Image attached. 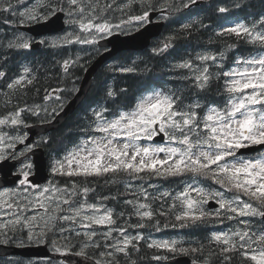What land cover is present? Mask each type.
Wrapping results in <instances>:
<instances>
[{
  "label": "snow or ice",
  "instance_id": "snow-or-ice-1",
  "mask_svg": "<svg viewBox=\"0 0 264 264\" xmlns=\"http://www.w3.org/2000/svg\"><path fill=\"white\" fill-rule=\"evenodd\" d=\"M113 3L115 0L101 7L99 0H89L88 3L68 0L67 23L78 25L89 34L88 37L65 33L47 39L43 35L36 38L19 31L18 34L14 32L2 47L13 51L30 50L34 44L50 48L73 42L94 45L117 32L128 34L130 25L139 31L152 23L151 15L156 8L151 0H139V14L129 15L116 24L96 14L98 9H111ZM196 3L197 0H179L174 6L170 4L169 11L161 9V19L168 20L171 13H178ZM17 5L24 6L25 0H16L15 4L4 0L0 4V13L8 14L3 22L17 30L22 25L47 22L57 11L65 10L59 0H49L46 5L39 6L41 10L24 6L21 11ZM134 5H137V0H126L117 10H131ZM240 6L239 3L233 5L236 8ZM216 10L227 13L230 8L218 6ZM200 26L209 27L202 23ZM181 28L190 32L193 25L182 24ZM215 35L229 36L236 42L227 44L220 51H201L192 58L185 57L173 64L174 70L183 72L180 88L141 93L131 106L117 107L115 111L106 104H98L91 109L94 127L90 131L102 135H89L63 157L53 158L50 166L53 175L70 178L109 176L106 183L111 184L118 183L117 177L121 174L127 177L123 193L96 196L95 202H88L89 194L95 193V189L79 185L75 179L63 186L53 182L41 186L30 179L36 166L31 159L33 149L40 144H48L51 138L25 143L27 134L18 131L19 126L25 123L21 114L31 112L39 116L43 111L47 116L42 122L54 121L64 110V101L59 93L66 89H51L46 94L44 99L56 101L54 106H50V112L49 108L40 105L24 104L21 107L17 97L13 109L0 117V126L15 130L13 134L0 130V162L12 160L19 164L17 179L20 189L24 193L29 188L34 189L35 196L31 200L25 196L17 202L11 197L20 189L0 191V204L12 210L0 213L2 217L12 216V219L0 222V243L18 241L23 246L25 240L20 234L25 228L28 229L27 242H45L48 231L57 230L83 238L79 245L68 243L63 248L55 247L58 253L63 251L68 257L78 255L87 258L89 249H95L99 259L93 257L91 264H120V257L126 258V264H135L131 256L139 251V242L146 239L143 230L151 226L160 231L161 224L156 217L167 215L162 210H154L153 203L167 198L171 201L168 209L174 213L175 222L165 223L164 228L196 230L226 221L232 223L233 226L226 231H210L208 244L217 250L210 251L203 264H210L212 256L219 264H234V261L264 264V13L251 21L221 26ZM175 39V36L167 37L160 46L152 49L153 53H167L174 47ZM241 46H250L253 51L240 54L237 50ZM229 51L236 52V55L231 65L226 67ZM9 59L7 52H0V81L4 82V87L9 92L19 93L26 91L28 86H34L38 80L37 70L29 65H18L22 71L9 76ZM81 59L80 56L64 59V73H69L73 65L82 66ZM113 71L134 73L137 69L117 65ZM214 86H218L215 95L224 97L222 106L213 98ZM126 92L127 89L107 87L105 97L111 98L115 104ZM4 95L7 97L8 93ZM11 102L8 98L5 107ZM156 137L166 142L154 143ZM17 144H23V147L12 151ZM254 146L259 147L254 155H238L241 150ZM153 178L179 180L182 190L173 195L169 190L159 192L158 185L150 182L147 187L143 183L134 185L131 182L151 181ZM204 181H211L218 187H205ZM149 188L158 194L153 195ZM122 196L132 198L123 199L124 207L119 212L107 206L108 201H118ZM210 202L217 207L209 209ZM29 207L44 211L41 216L44 225L38 233L33 232L37 215L27 217L23 214ZM128 208L131 212L127 211ZM132 216L138 218L135 224L130 223ZM121 219L124 223L117 225V220ZM58 224L61 226L57 227ZM94 226H107V231H98ZM129 227L136 230L134 235L129 233ZM148 239V248L164 250L173 257L202 255L205 249L203 242L192 246L191 242L177 238ZM65 240H68L67 236ZM75 247L79 251L74 252ZM153 258L161 261L168 260L169 256ZM48 264H51L50 260Z\"/></svg>",
  "mask_w": 264,
  "mask_h": 264
},
{
  "label": "trees",
  "instance_id": "trees-1",
  "mask_svg": "<svg viewBox=\"0 0 264 264\" xmlns=\"http://www.w3.org/2000/svg\"><path fill=\"white\" fill-rule=\"evenodd\" d=\"M244 0H240L239 4L244 3ZM246 8L257 10L258 8L264 13V0H247L246 1ZM235 14V13H233ZM232 14V15H233ZM232 15H228L224 18H218L216 22L209 17V13L207 11L206 17H203L199 20L198 25H193V28L190 32L184 31L182 28L171 27L169 25L168 30L166 33L163 34V38L166 36H175L176 39L173 41L174 47L171 48L167 53L164 54H155L150 50L143 51L142 54L143 59L145 58L148 60V63H145L144 60L137 63L138 66H134L137 71L134 73H120L114 72L113 68H115L118 64L117 63H110L108 65H103L102 68L96 73L93 85L90 89L89 94L87 95L85 101L81 104V106L67 119V121L60 126L55 131L50 132L48 135L42 138H51L48 144H43L45 147L47 154L50 158L57 157L61 158L70 151L74 145L79 144L81 141L88 139L89 135H94L96 132L90 131L92 127V107L95 104H106L107 107L112 108L113 111L116 110L117 107H127L131 106L134 102V99L137 98L141 93L149 92L153 89H164L167 91L168 89H177L182 87L180 82V77L183 75V72L180 70H174L172 65L179 62L181 59L187 57L192 58L196 55V52L205 49L211 51H220L225 48L227 44L235 43V39L229 36L219 37L215 35L216 32L220 30L221 26H225L228 23L233 22ZM175 20V19H174ZM172 20V22L174 21ZM201 23L203 25L209 27H201ZM15 28V27H14ZM167 28V27H166ZM14 32H18L15 28ZM12 38V34H7L3 39V42L0 44L2 46L3 43H6L8 39ZM163 43V42H162ZM161 43V44H162ZM161 44H158L160 46ZM67 45V44H62ZM47 48H42L41 50H37L34 52L28 53H36L42 54ZM1 52L5 50V48L1 47ZM33 51V50H31ZM141 51V50H140ZM239 53L246 51V53H250L253 49L250 46H241L238 50ZM24 52V51H23ZM27 53V51H26ZM124 55L121 57L123 59V64L136 60V55H129L123 52ZM129 53V52H128ZM229 58L228 61L232 63L234 59V55L236 52L229 51ZM9 55V54H8ZM10 57V55H9ZM21 58V59H20ZM22 60L23 57H19L13 62L18 63V61ZM141 59V57H140ZM43 65L41 70L42 76L38 77V80L35 82L34 86H28L29 90L27 94L23 97H19V106H24V104H31L35 101H44L45 95L49 92V90L54 88H63L66 91L61 93V97L63 98L64 105L73 98L76 91L77 85H80L81 80L84 76L83 68H73L70 69L68 77L65 78V74L62 70V66L60 63L52 64L48 61H43L40 63ZM123 64H121L123 66ZM231 64H226L225 66L228 67ZM11 67V66H10ZM15 68L12 66L10 69ZM81 70V71H80ZM11 76V75H9ZM69 82L67 85L65 83ZM3 81H0V86ZM222 83V80L221 82ZM107 87L115 88V89H127L125 95L121 96L118 100L115 101V104L111 101V98L105 97V89ZM218 86L213 87V98L215 102L222 106L224 102L223 96H216L215 93L217 91ZM8 96L4 98V104H6V100L11 98V104L5 107L4 112H8L13 109V106L17 104V97H11L13 92H7ZM189 95L188 93H185ZM54 99L51 100V103ZM56 103V102H55ZM203 114V113H202ZM59 177V183L61 185L65 184V178L67 176H57ZM75 179H78L75 178ZM158 180L153 178L151 181ZM166 184L170 187H181L182 184L179 180H168L165 181ZM117 186L108 188L107 185H101L99 183V191L108 192L109 190L111 195L117 194V192L112 191L116 190ZM108 195V194H105ZM154 195H157L155 193ZM123 197V196H122ZM116 204V202H114ZM171 201L167 198L164 200L156 201L153 203L154 210H162L167 213L164 218V222L171 224L174 223V213L169 211L168 204ZM118 204V203H117ZM160 219V216H157ZM152 230H155L151 227ZM167 229V228H166ZM172 230V231H170ZM179 228H172L168 227L167 234L173 235L178 231ZM187 233L190 235L188 238L191 240L192 246H197L199 242H203L205 244V249L203 253H208L210 251H216L217 249L215 246H210L207 241V237L210 234V227L208 229H186ZM192 235V236H191ZM152 252V251H151ZM155 253L164 252V250H157L154 249ZM144 255V256H143ZM87 259H92V255L88 254ZM159 264L157 261L150 259L147 253L142 252L141 254L137 255V260L135 264ZM21 264H24L22 261ZM29 264V262H27ZM234 264H239L238 261H234Z\"/></svg>",
  "mask_w": 264,
  "mask_h": 264
},
{
  "label": "flooded vegetation",
  "instance_id": "flooded-vegetation-1",
  "mask_svg": "<svg viewBox=\"0 0 264 264\" xmlns=\"http://www.w3.org/2000/svg\"><path fill=\"white\" fill-rule=\"evenodd\" d=\"M239 1L240 0H197L196 4L190 5L188 8H185V9H183L182 11H180L178 13L177 12H173V13L170 14L168 20H163V19H161V9L163 8V10L165 12H167V11H169V5L172 4L174 6L176 3H179V0H151L152 4L155 6L156 10L152 12V15H151L152 23H150V24L159 23L161 21L165 22L167 26L165 25V27H164V33H166L167 30H168L169 25H171L172 23L173 24H172L171 27H177L178 26V27L181 28V25L183 23H189V22H192V23L195 24V26H197L199 20L201 18H203V17H206L207 11L209 13L210 20L213 19L215 22H216V20L218 18H224V17H226L228 15H232L233 13H235V14H233V15H235V17H243L246 14L245 10H246V3H247L246 1L247 0H244L245 2L240 4L241 6L239 8L233 7V5L239 3ZM84 2L88 3L89 0H84ZM92 2H95V0H92ZM125 2H126V0H115V3L112 4V8L111 9H107L106 11H101L100 9H98L96 14L101 16L103 19H108L113 24L119 23V21L121 19H125L126 20L129 15L139 14V11L141 10L140 7L138 6L139 5V0H137V5H134L131 10H129L127 8H125L123 11L117 10L118 6L119 5H123ZM32 3L33 2L30 0V4H32ZM106 3H112V0H99V4H100L101 7L103 5H105ZM60 5H61V7H63L65 9L63 12L65 13V18H66V22H67V20L69 19V17H68V11H69L68 0H63ZM218 6L229 7L230 11L227 12V13H219L216 10ZM214 12H215V14H214ZM172 20H174V21L172 22ZM148 25H146V26H148ZM71 26H72L71 24L67 23V31H66V33H71ZM145 27H143V28H145ZM143 28H140L139 31L141 29H143ZM129 29H130L129 33L133 32V31H136L135 29H132L131 25L129 26ZM18 33H19V31L17 32V34ZM116 34H120V35H123V36L128 35V34H122L120 32H117ZM62 35H64V34H62ZM88 35L89 34L83 36L82 38L88 37ZM162 35H160L159 37L152 38L150 46L148 48H146L145 50H143V51H147V50L151 49V47L153 46L154 43L156 45H158V44H161L162 42H164L165 39H166V36L163 38ZM53 37H55V36H47V39H52ZM107 37H109V36H107ZM101 41L102 40H100L97 44H94V45L93 44H80V43H77V42H73V43H71V46H74L75 48L70 47L67 50V53H64L65 51H62L63 48H60V47L50 48V47L45 46L47 49L42 53V55L43 54L44 55L47 54V59L46 60H51V59H54L55 56H57L58 54L62 53L61 54V60L63 61L64 59H69L68 55H69V53L72 52L71 53V59H75L77 56H80V57H82V59L80 60V65L86 66L94 58L98 57L100 53L105 52V49H108V50L110 49L109 47L102 46L100 44ZM31 50H32V48L30 50H25V51H27V53L23 52L24 50H19V49L16 50L17 51L16 52L17 56L18 57H23V59L21 60V62L23 61L22 63L36 65L35 63H36V58L38 59V54H37V52L36 53H28V52H31ZM34 51H37V50H33L32 52H34ZM143 51H135V50L120 51L115 57L112 58L113 61H111L110 63L114 64V63H118V62L122 61L121 57L124 55L123 52H125L126 54H129V55H136L137 59L136 60H132V61H128V62L124 63L123 66H129V65L137 64L140 61V57H141V54H142ZM52 56H54V58ZM145 56L146 55H144V57ZM39 60H41V59H39ZM85 61H87V63H85ZM144 62L148 63V60H146L144 58ZM52 160L53 159L50 158L49 155H48V164H49V166H51ZM19 167H20V165L16 167V171H15L16 173H18L17 170H18ZM51 176L53 177L52 173H51ZM73 179H75V178L66 177L64 179L65 180V184L69 183ZM109 179H110L109 176H102V177H88V178H80V177H78V179H75V180H76V183L79 184V185H87V186L95 189V193H90L89 196H88V202L91 203V202H95V197L96 196L105 195V194L111 195V193H112V192H110V190H109V193L108 192L105 193L103 191H99V183H101L102 186L103 185H107L108 188L110 186H112L114 188H115V186H117L116 190H112V191H115L117 193L118 192H120V193L124 192V180L127 179V177H124L123 174H121L120 177H117L119 182L116 183V184L106 183V181L109 180ZM56 181L59 182V177H56ZM131 182L132 183L133 182L136 183L137 181H131ZM18 186H19V184H18ZM204 186L207 187L205 184H204ZM5 188L6 189H10L8 187H5ZM126 198L127 199H131L132 197L131 196H127V197L122 198V200L119 201V204H117V205H113V204H110L109 202H107V206L109 208H114L116 210V212H119L124 207L122 201H123V199H126ZM127 211L131 212V208H128ZM160 217L161 218L159 219V221H160V223H162V221L164 220V217H162V216H160ZM137 219H138L137 217L132 216L130 223L131 224H135L137 222ZM123 223H124L123 219L117 220V225H120V224H123ZM59 226L60 225L58 224L57 227H59ZM216 226H218V227H220V229L222 228V229H224L226 231V230H228V228L232 227L233 225H232V223L226 221L224 224H216ZM94 227H96L98 231H99V229H100V231H107V226H94ZM27 231H28V229L25 228L24 232L22 233V235L24 237H26ZM143 231H144V235L146 237L145 229ZM180 231L184 232L185 229H180ZM33 232L34 233H38L39 231L35 232V230H33ZM129 233L134 235L136 233V230L131 228V227H129ZM113 235H116V234L113 233ZM66 236L68 237V240H65V238L62 237V234L59 231L52 230V231H48L46 239H45V242H27V240L23 237L24 240H25V243H24L23 246H20L18 241L14 242V243L4 244V245H8V246H16V247L34 246V245H38V244L47 245L48 248L51 250V252L63 256L60 259L37 258V257L28 258V257L20 256V255H7V256L0 255V264H3V263L6 264L7 261L8 262H15L17 264H21L22 261H24V264H27V262H29V264H48L49 260L51 261V264H65L63 262H67V264H79L78 262H80L82 260V258H83L82 256L81 257H76V258H81L80 261L79 260L72 261V258H74L75 255H71L68 258V256L66 257V255L63 253V251L58 253V252H56L54 250L55 247L63 248V246L65 244H68V243H70L71 245H79L82 242V238L81 237H77L75 235H73L74 236L73 237L72 234H70V233H66ZM71 237L75 238V239H72ZM53 241L56 242L55 245L53 244ZM185 241L186 242H191V240L189 238L185 239ZM141 242L142 241L139 242V249H140V247L142 245ZM0 244H2V243H0ZM73 251L77 252V251H79V248L76 247V248L73 249ZM88 254H91L92 258L95 257V258L99 259L95 249L89 250ZM189 255L195 261L203 263L204 259L206 257H209V252L208 253H203L202 255L201 254H195V255L189 254ZM65 259H67V260H65ZM131 260L136 262V260H137V252H133L132 253ZM82 264H91V259H89L88 262H83ZM120 264H126V258L120 257ZM210 264H219V262H218V260H217V258L215 256H212L210 258ZM244 264H248V262L245 261ZM251 264H255V262H251Z\"/></svg>",
  "mask_w": 264,
  "mask_h": 264
},
{
  "label": "water",
  "instance_id": "water-1",
  "mask_svg": "<svg viewBox=\"0 0 264 264\" xmlns=\"http://www.w3.org/2000/svg\"><path fill=\"white\" fill-rule=\"evenodd\" d=\"M63 17L64 13L59 12L55 17L47 21L46 23L39 24L36 26L32 27V30L36 31L37 34H43L46 32H60L65 28L64 22H63ZM152 28L153 33L150 31ZM162 29V25L155 24L152 26H147L144 29H142L140 34L144 38L147 39V41L154 36H157L159 32ZM157 30V31H154ZM106 45H111L114 49L111 51H108L101 60L97 59L85 72L84 77L81 82V87L79 91L74 95V97L65 105L64 110L59 113L58 116H56L55 120L38 126H35L30 129L32 135L34 137L36 135H41L44 133H48L49 131H54L58 129L60 126H62L67 119L77 110V108L80 106V104L83 102L85 99L89 89L90 85L92 83V78L95 75V73L98 71L101 63L110 58L112 55L116 54L118 51H121L122 49L125 48H130V47H137V41L135 39H130L126 37H119V36H113L109 40L105 42ZM139 47H144V46H139ZM32 138V137H31ZM155 141H161L160 137H156ZM259 149V147L254 146L253 148L250 149H245L241 150L240 153H252L255 152ZM35 155V163H36V172L32 176V181L33 183H44L47 181L49 174L47 171V158L45 156V151L42 149H38L36 151H33ZM7 166H10L7 164ZM12 166V165H11ZM7 173H9V170H6ZM210 207L217 206L213 202H210ZM0 255H20L23 257H37V258H53V259H59L62 258L63 256L55 253H51V251L47 248V246H24V247H16V246H8L4 244H0ZM75 259L72 258V260ZM170 264H195L192 263V260L189 256L183 255V256H178L175 258H172L169 260Z\"/></svg>",
  "mask_w": 264,
  "mask_h": 264
},
{
  "label": "rangeland",
  "instance_id": "rangeland-1",
  "mask_svg": "<svg viewBox=\"0 0 264 264\" xmlns=\"http://www.w3.org/2000/svg\"><path fill=\"white\" fill-rule=\"evenodd\" d=\"M26 1V0H25ZM33 3L32 4H30L29 6H27V7H30V8H32V7H37V10H41L40 9V7L39 6H41V5H46V1H48V0H31ZM19 6V7H18ZM17 8L19 9V10H23V7L20 9V5H17ZM2 14L3 13H0V17L2 16ZM1 21V20H0ZM10 28H14V26H12V27H10ZM13 33H14V31L12 32V36H13ZM71 33L73 34V36H75V35H81V38L83 37V36H85V35H87L88 33H85V32H83L81 29H79V26L78 25H72L71 26ZM3 42V39H0V44ZM201 51H205V49H201V50H199V51H197L196 53H198V52H201ZM228 55V54H227ZM20 60V59H19ZM194 63H195V61H194ZM23 64V63H22ZM25 64V63H24ZM75 67H77V68H84V66L82 65V66H77V65H75ZM83 70V69H82ZM81 71V70H80ZM38 105H40V106H43V107H47V108H49V106H48V102H45V104H38ZM41 112H43V111H41ZM2 116H4V115H0V117H2ZM21 118L23 119V121L25 122V117H24V114L22 113L21 114ZM24 125H26V122L24 123ZM0 130H3V131H7V132H9V130L7 129V128H5V126H0ZM18 131H19V133L20 134H22V131H20V126H19V129H18ZM10 133V132H9ZM11 134V133H10ZM95 136H100V135H102L101 133H97V134H94ZM161 142H166V141H155L154 140V143H161ZM13 151V150H12ZM75 166V165H74ZM49 182H53V183H55V184H57V182H56V179H55V175H53V177L47 182V183H45V184H43V185H41V186H48L49 185ZM150 183H153V184H156V185H158V189H159V192H163V191H165V190H168V189H166L165 188V186L161 183V182H159V181H154V182H150ZM133 184L135 185V183L133 182ZM144 184V186L145 187H147V185H148V183H143ZM58 185V184H57ZM58 186H62V185H58ZM6 188H3V189H0V191H4ZM10 189H20V186H18V187H15V188H10ZM149 190V192H152V193H154L155 191H153V189H151V188H149L148 189ZM11 195V194H10ZM27 197L29 200H31V199H33V197L35 196V190L34 189H31V188H29V191L27 192V193H24L23 192V190L22 189H20L19 191H17V193H16V195L14 196V197H11L12 199H14V200H16L17 202H21V200H22V198L23 197ZM122 198H124V197H121L118 201H115L116 203H118L119 201H121L122 200ZM5 199H9V197H5ZM110 204H113L114 203V201H108ZM4 206V205H3ZM5 207V206H4ZM6 208V207H5ZM6 210H9V209H7L6 208ZM11 212V211H10ZM0 213H2V212H0ZM24 214V216H27V217H31V216H33V215H37V220L35 221V222H33V230H35V232H37V231H39L42 227H43V225H44V221H43V219H41V216H43L44 215V211H43V209H39V208H36V209H33V208H31V207H29L28 209H27V211L26 212H24L23 213ZM5 219H12V216L11 215H9V216H7V217H2V216H0V222H3ZM61 226V225H60ZM62 234V237L63 238H65V236H66V233H61ZM21 235V237L23 238L24 236L22 235V234H20ZM25 239H26V237H24ZM23 238V239H24ZM82 238V237H81ZM152 239H155V240H162V239H168V238H163V237H161V236H158V235H153L152 236ZM82 240H83V238H82ZM6 264H17V263H15V262H6Z\"/></svg>",
  "mask_w": 264,
  "mask_h": 264
},
{
  "label": "bare ground",
  "instance_id": "bare-ground-1",
  "mask_svg": "<svg viewBox=\"0 0 264 264\" xmlns=\"http://www.w3.org/2000/svg\"><path fill=\"white\" fill-rule=\"evenodd\" d=\"M63 0H59V2H60V4H61V2H62ZM49 2V0L48 1H46V4ZM19 7V6H18ZM23 6H20V8H22ZM30 8V7H29ZM201 10V9H200ZM202 11V10H201ZM4 14L5 13H3L2 14V16L0 17V20H2V18H3V16H4ZM213 14V13H212ZM214 14H215V12H214ZM212 18V17H211ZM66 25H67V22L65 23ZM176 24V23H175ZM232 24H234V22H231V23H228V24H226L225 25V27H227V26H230V25H232ZM167 26V25H166ZM180 28V27H179ZM6 29V28H5ZM161 31L159 32V34L157 35V36H160V35H162L163 33H164V29H160ZM13 31H15V28H8V30H7V34H12V32ZM18 31H22L21 29H20V27H19V29H18ZM150 31L153 33V31H152V28L150 29ZM154 31H157V30H154ZM24 32V31H23ZM141 32L140 31H133V32H130V33H128V35H126L125 37L126 38H130V39H135L136 41H137V45L136 46H138V50L137 51H140V50H145L146 48H148V46L150 45V43H151V39H152V37L147 41V39L146 38H144L143 36H142V34H140ZM162 37H163V35H162ZM144 46V47H139V46ZM45 47V45H39V44H34L33 46H32V50H41L42 48H44ZM70 47H71V44H70ZM46 48V47H45ZM60 48H63L62 49V51H67L68 49H69V44H67V45H61L60 46ZM56 51V50H55ZM14 54H13V58L12 59H9V61H13V60H16V59H18L19 57L17 56V51L16 50H13L12 51ZM24 52H26L25 50H24ZM32 52V51H31ZM23 53V52H22ZM43 53V52H42ZM37 54H38V59L36 58V63L35 64H39V63H41V62H43V61H45L46 59H47V54H39L38 52H37ZM52 54V53H51ZM21 55V54H20ZM30 55V54H29ZM105 55V53H100L99 54V60H101L102 59V57ZM53 58H54V56H52ZM28 59V58H27ZM30 59V58H29ZM39 59H41V60H39ZM111 61H113V59L112 58H109L108 57V59H106V60H104L102 63H101V65H100V67H99V69L100 68H102L103 67V65H108V64H110V62ZM23 62V61H22ZM21 62V60H19L18 61V63H22ZM24 64V63H23ZM118 65H121V64H123V59H122V61H120V62H118L117 63ZM12 67V66H11ZM69 82H67V83H65L66 85L68 84ZM44 106V105H43ZM42 106V107H43ZM6 113H1L0 115H5ZM73 116V115H72ZM63 126V125H62ZM121 198V197H120ZM115 202V201H114ZM118 204H119V202H118ZM113 205H117V203L115 204V203H113ZM73 236V235H72ZM74 237V236H73ZM72 238V237H71ZM72 239H75V238H72ZM80 239V238H79ZM76 248V247H75ZM89 250H91V249H89ZM144 256V255H143ZM67 257V256H66ZM76 257H81V256H78V255H75V258ZM69 258V257H68ZM7 259V258H6ZM71 259V258H70ZM48 260V259H47ZM64 260V259H63ZM8 262V261H7ZM3 263V262H2ZM63 263H65V262H63ZM4 264V263H3ZM138 264V263H137Z\"/></svg>",
  "mask_w": 264,
  "mask_h": 264
}]
</instances>
